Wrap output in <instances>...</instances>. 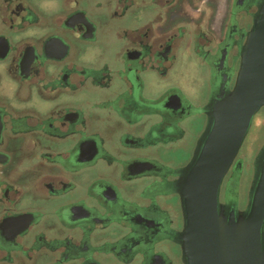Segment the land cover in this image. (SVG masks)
Here are the masks:
<instances>
[{"label": "flooded vegetation", "instance_id": "af4514ba", "mask_svg": "<svg viewBox=\"0 0 264 264\" xmlns=\"http://www.w3.org/2000/svg\"><path fill=\"white\" fill-rule=\"evenodd\" d=\"M258 2L0 0V264H182L177 179Z\"/></svg>", "mask_w": 264, "mask_h": 264}, {"label": "water", "instance_id": "95a60500", "mask_svg": "<svg viewBox=\"0 0 264 264\" xmlns=\"http://www.w3.org/2000/svg\"><path fill=\"white\" fill-rule=\"evenodd\" d=\"M262 106L264 0H259L239 47L233 84L207 102L205 126L177 179L182 264H264V146L254 158L245 207L227 210L218 201L221 180Z\"/></svg>", "mask_w": 264, "mask_h": 264}, {"label": "rangeland", "instance_id": "374dc122", "mask_svg": "<svg viewBox=\"0 0 264 264\" xmlns=\"http://www.w3.org/2000/svg\"><path fill=\"white\" fill-rule=\"evenodd\" d=\"M177 68L180 69V73L185 76V79L194 69L191 63L181 64ZM260 109H258L250 120L248 130L241 142V145L236 153L234 161L239 162V167L235 168L232 165L228 168L227 172L223 176L219 189H218V201L220 202V193L224 188L229 194V199L234 197V205L237 210H241L245 207L248 199V189L253 174V159L254 149H258V145H262V137H264V127L261 125ZM227 194V196H228Z\"/></svg>", "mask_w": 264, "mask_h": 264}]
</instances>
